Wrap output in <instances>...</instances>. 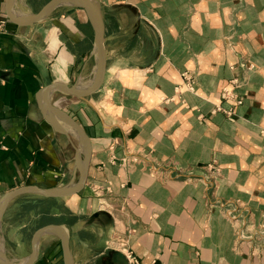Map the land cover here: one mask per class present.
Returning <instances> with one entry per match:
<instances>
[{
    "label": "crops",
    "instance_id": "1",
    "mask_svg": "<svg viewBox=\"0 0 264 264\" xmlns=\"http://www.w3.org/2000/svg\"><path fill=\"white\" fill-rule=\"evenodd\" d=\"M48 1L13 8L21 3L29 16ZM96 1L103 83L85 97L59 87L49 95L90 137L86 184L66 197H15L0 226L1 254L24 264L34 232L65 223L74 264H128L119 238L144 264H264V0ZM6 3L0 203L19 186L78 181L80 138L41 97L53 83H88L96 64L84 8L65 4L19 25ZM32 264H64L58 235H42Z\"/></svg>",
    "mask_w": 264,
    "mask_h": 264
},
{
    "label": "water",
    "instance_id": "2",
    "mask_svg": "<svg viewBox=\"0 0 264 264\" xmlns=\"http://www.w3.org/2000/svg\"><path fill=\"white\" fill-rule=\"evenodd\" d=\"M16 0H7L6 7L9 18L19 25H31L41 22L47 18L58 7L65 4H73L82 7L86 10L90 22L92 23L95 31L93 54L96 59L95 72L92 78L91 84L86 88H80L77 86L69 87L65 84L53 83L45 87L42 93L43 106L47 107L55 115L60 117L65 124L73 128L78 134L81 141V148L77 150L76 165L79 171L78 181L72 186L67 187H40L36 185H23L9 190L3 197L0 203V226L2 224L3 216L10 204V202L17 196L25 193H35L46 197H66L82 190L86 184L88 178V167L91 158V140L85 129L66 111L54 106L50 100V91L56 87H59L63 91L69 94L79 97H85L91 95L97 91L103 81L106 71V48H105V27L102 9L98 1L96 0H49L39 11L32 13L29 16L21 17L14 12V2ZM50 121H56L58 123V129L68 134V130L63 124H60L58 119H53L51 116ZM96 213L94 216H98ZM93 216V217H94ZM53 232L59 236L63 249L64 264H74L72 251H71V229L65 223H50L39 227L32 237V253L28 261L24 264H32L39 255L40 240L44 233ZM0 264H18L8 260L0 253Z\"/></svg>",
    "mask_w": 264,
    "mask_h": 264
},
{
    "label": "built area",
    "instance_id": "3",
    "mask_svg": "<svg viewBox=\"0 0 264 264\" xmlns=\"http://www.w3.org/2000/svg\"><path fill=\"white\" fill-rule=\"evenodd\" d=\"M5 23H6V20L3 18H0V31H2L4 29ZM183 76L187 82V86L190 89H195L194 79H193L192 75L188 71H186V72H184ZM118 242L120 243L119 247L122 250V252L124 253L128 264H144L140 260V258L134 253V251L125 245V242L123 241V239L119 238Z\"/></svg>",
    "mask_w": 264,
    "mask_h": 264
},
{
    "label": "bare ground",
    "instance_id": "4",
    "mask_svg": "<svg viewBox=\"0 0 264 264\" xmlns=\"http://www.w3.org/2000/svg\"><path fill=\"white\" fill-rule=\"evenodd\" d=\"M14 12L18 16H27L29 14V10L21 3H19L18 6L15 7ZM91 82H92V79L88 83L80 80L79 83L77 84V87L86 88V87H88L91 84ZM3 251H4V245H3L2 242H0V253L3 254Z\"/></svg>",
    "mask_w": 264,
    "mask_h": 264
},
{
    "label": "rangeland",
    "instance_id": "5",
    "mask_svg": "<svg viewBox=\"0 0 264 264\" xmlns=\"http://www.w3.org/2000/svg\"><path fill=\"white\" fill-rule=\"evenodd\" d=\"M32 201H34V200H36V199H31ZM37 201V200H36ZM35 203H37L38 204V202H35Z\"/></svg>",
    "mask_w": 264,
    "mask_h": 264
}]
</instances>
